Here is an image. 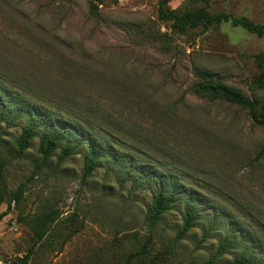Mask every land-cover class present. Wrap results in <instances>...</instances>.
I'll list each match as a JSON object with an SVG mask.
<instances>
[{"label":"rangeland","instance_id":"374dc122","mask_svg":"<svg viewBox=\"0 0 264 264\" xmlns=\"http://www.w3.org/2000/svg\"><path fill=\"white\" fill-rule=\"evenodd\" d=\"M179 11H226L264 24V0H168ZM159 0H0V99L8 145L25 123L58 126L80 144L38 171L39 137L7 165L25 192L0 220V264H264V126L246 109L195 90L208 74L261 102L264 36L230 22L185 31ZM12 149V145H10ZM100 157L83 178L85 155ZM177 196L151 226L156 188ZM198 220L176 235L183 211ZM58 210L36 240L29 219ZM148 252L127 255L147 237ZM230 248L217 255L222 241Z\"/></svg>","mask_w":264,"mask_h":264},{"label":"trees","instance_id":"16d2710c","mask_svg":"<svg viewBox=\"0 0 264 264\" xmlns=\"http://www.w3.org/2000/svg\"><path fill=\"white\" fill-rule=\"evenodd\" d=\"M168 0H159L158 18L163 21H168L174 30L185 31L189 28H196L201 25L208 28L214 24H221L223 22H230L234 26H241L247 31L264 36V24L255 22L245 16H234L226 11L212 13L206 8H198L193 10L179 11L178 9H171L167 6ZM258 64L261 68V73L257 79V84L264 88V51L256 55ZM200 81L196 83L195 90L202 94L212 95L218 99H223L247 110L248 115L252 121L264 126V100L258 102L250 96L244 94L239 89L230 86L222 81L213 79L210 75L205 74L200 76ZM9 106L5 99H0V205L5 201L6 196V168L8 163L16 158L24 155L28 149L31 141L39 137V153L41 160L36 164L37 171L46 165L49 159L55 155L56 150L59 149L57 157V165L69 157L77 146L80 144H73L70 138L65 137L64 130L58 126H39L38 123H25L21 129L20 134L12 141V149L8 145V141L4 138L5 131L1 128L3 122L8 119ZM100 157L90 149L85 155V168L83 178L88 177L97 166ZM25 184L21 183L16 189L8 192V206L7 209L0 212V220L7 215L13 202H18L24 195ZM177 196L167 190L165 187H158L155 189L152 196V205L148 211V220L151 226H154L161 217L172 210L177 203ZM59 211L52 210L44 214H38L29 219L32 226L36 240H41L47 233L48 226L51 222L58 219ZM198 220L194 207H186L183 211V222L180 226L177 239L186 235ZM152 236L149 235L141 247L127 255L126 261L134 260L148 252V243ZM230 244L225 240L219 246L217 255L227 252ZM248 252H243L236 256L228 264H255L258 260L257 256L248 255ZM31 251H28L24 257L21 258L20 264H28ZM214 259H210L203 264H214ZM124 264V263H117Z\"/></svg>","mask_w":264,"mask_h":264}]
</instances>
